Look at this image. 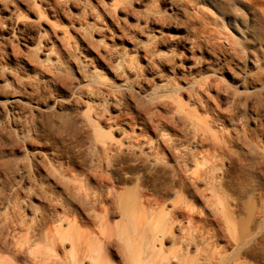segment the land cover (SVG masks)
Returning a JSON list of instances; mask_svg holds the SVG:
<instances>
[{"label":"rangeland","instance_id":"1","mask_svg":"<svg viewBox=\"0 0 264 264\" xmlns=\"http://www.w3.org/2000/svg\"><path fill=\"white\" fill-rule=\"evenodd\" d=\"M0 264H264V0H0Z\"/></svg>","mask_w":264,"mask_h":264},{"label":"bare ground","instance_id":"2","mask_svg":"<svg viewBox=\"0 0 264 264\" xmlns=\"http://www.w3.org/2000/svg\"><path fill=\"white\" fill-rule=\"evenodd\" d=\"M13 96H15V95H13ZM12 100H15V97H12ZM12 102H14V101H12Z\"/></svg>","mask_w":264,"mask_h":264}]
</instances>
